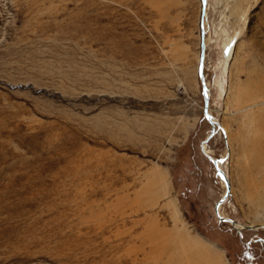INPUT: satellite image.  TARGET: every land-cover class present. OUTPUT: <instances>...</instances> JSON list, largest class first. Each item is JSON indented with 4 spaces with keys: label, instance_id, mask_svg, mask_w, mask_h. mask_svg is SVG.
I'll use <instances>...</instances> for the list:
<instances>
[{
    "label": "rangeland",
    "instance_id": "rangeland-1",
    "mask_svg": "<svg viewBox=\"0 0 264 264\" xmlns=\"http://www.w3.org/2000/svg\"><path fill=\"white\" fill-rule=\"evenodd\" d=\"M209 4L215 122L200 0H0V264H264V0Z\"/></svg>",
    "mask_w": 264,
    "mask_h": 264
},
{
    "label": "bare ground",
    "instance_id": "bare-ground-1",
    "mask_svg": "<svg viewBox=\"0 0 264 264\" xmlns=\"http://www.w3.org/2000/svg\"><path fill=\"white\" fill-rule=\"evenodd\" d=\"M208 4H209V0H205V8H204V13H203V16H202V19H201V24H202L203 31H204L203 45L205 47V49H204V56H203V62H202V74H203V78H204L205 93L209 97V92L207 90V84L208 83H206L205 74H204V58H205V51H206V46H207V38H205V33L208 31L207 20H206L205 17L207 15ZM221 46H222L223 52H224V56H223L224 59L222 61L223 64H222V67H221L222 68L221 69V78H227L228 75L230 74L229 73V69H228V62L231 61L230 59L233 56L234 48L236 46V37H235V35L224 38ZM216 84L219 86V89L222 92L223 91V83H222V80H218L217 79L216 80ZM208 108L209 107H208V104H207V110L205 112V115L209 116V119L208 120H210L211 122H215V118L211 115V113H210V111H209ZM263 110H264V108H263ZM223 127L224 126L222 125L220 127V129L221 128L224 129ZM207 153H208L207 150H205V154L206 155H208ZM208 156H209V158H212L210 155H208ZM212 159H214V158H212ZM214 160L216 161L217 167L219 169V171H217V172H218L219 176L223 178L225 176V173H224V171L222 169V166H221V160H219V159L218 160L214 159ZM223 183H225V185L227 184V194H228V192L230 190L229 184H228V182H225V181H223ZM221 206H222V203L218 204L217 209H216L218 218H224V221H226V220L229 221V222L232 221L231 224L237 230H239L241 228H244V225L243 224H240L239 222H235L234 220H231L224 212H222ZM255 225L256 226H259L260 228H264V223H262V222H260V223H253L252 225L249 224V226H251V227H254ZM208 243L210 244V246H212V248L213 247H216V244L215 243H213L211 241H209ZM185 245L183 246V250H182V252H183L182 255H184V259H185L184 264H211L212 261L209 259V256H211V255H209V256L207 255V252H206L205 248H203L202 246H199L197 244H192V243H190V244L188 243L187 244L186 242H185ZM212 258H214V257H212ZM213 261H214V259H213Z\"/></svg>",
    "mask_w": 264,
    "mask_h": 264
},
{
    "label": "water",
    "instance_id": "water-1",
    "mask_svg": "<svg viewBox=\"0 0 264 264\" xmlns=\"http://www.w3.org/2000/svg\"><path fill=\"white\" fill-rule=\"evenodd\" d=\"M204 8H205V0H200V23H199V37H200V41H199V53H198V78L201 84V89H202V97H203V113L205 115V112L207 110V104H208V96L205 93V85H204V78H203V74H202V62H203V56H204V45H203V36H204V31H203V27L201 24V19L204 13ZM205 117L207 119H209V116L205 115ZM212 161V165L214 168H216V171H219L216 161L212 158H210ZM223 180L226 182V177H223ZM220 220H224V218H218ZM232 223V221L230 222ZM245 228H251V226L249 225H244ZM236 229V228H234ZM237 230V229H236Z\"/></svg>",
    "mask_w": 264,
    "mask_h": 264
}]
</instances>
